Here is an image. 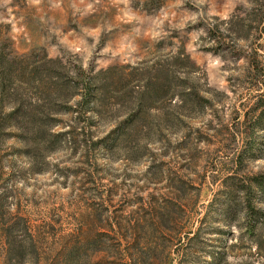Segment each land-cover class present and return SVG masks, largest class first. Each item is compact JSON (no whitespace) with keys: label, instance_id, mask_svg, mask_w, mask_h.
I'll use <instances>...</instances> for the list:
<instances>
[{"label":"rangeland","instance_id":"374dc122","mask_svg":"<svg viewBox=\"0 0 264 264\" xmlns=\"http://www.w3.org/2000/svg\"><path fill=\"white\" fill-rule=\"evenodd\" d=\"M0 53L48 115L0 133V264H264V0H0ZM77 70L92 125L56 105Z\"/></svg>","mask_w":264,"mask_h":264},{"label":"trees","instance_id":"16d2710c","mask_svg":"<svg viewBox=\"0 0 264 264\" xmlns=\"http://www.w3.org/2000/svg\"><path fill=\"white\" fill-rule=\"evenodd\" d=\"M13 62L14 60L11 57L0 53V133L3 132L4 134L7 131L19 129V126H21L20 129L28 130L30 135H34L45 126L46 121L41 118L48 119V115L44 112L32 110L37 106L39 107L41 98H29V100L26 98L29 97L26 94L29 92L21 91L22 84L20 82L18 83L17 80H13ZM51 63H54V61H51ZM23 73L32 77L35 74V70L34 68H28L27 71L24 70ZM76 73L77 77H75L74 80L68 81L63 78L62 80L58 79L59 83L55 85L57 86L58 92L60 90L75 88L80 99L75 106L70 107L65 100L66 96H59L56 105L59 109H62L61 112H68L73 115L76 120L87 121L89 125H92L96 117L94 113L98 105L96 77L94 76L93 71H89L88 75H85L81 70H77ZM165 73L168 78L171 77L170 71H165ZM30 80L28 82H23V85L32 86L34 81ZM57 90L55 91L56 93ZM50 101L52 104L51 98ZM6 102L8 103L6 104ZM258 105L256 108L259 107ZM255 110L258 112V109ZM51 119L56 123L59 121L57 118ZM139 119V113L134 116L131 115L127 124L129 126L134 125ZM57 136L60 137L62 134H57L56 137ZM242 190L243 209L240 213L242 214V219L248 233L254 235L260 225L264 226V211L258 209L254 204V199L257 196H262L264 198V175L255 177L253 181ZM234 200V195L228 196V202L224 206L228 208L223 212L228 213L232 206H234ZM145 222L147 223V221ZM212 257L213 261L210 262V264H227L225 254H216Z\"/></svg>","mask_w":264,"mask_h":264}]
</instances>
